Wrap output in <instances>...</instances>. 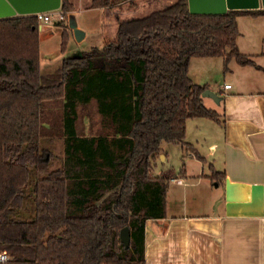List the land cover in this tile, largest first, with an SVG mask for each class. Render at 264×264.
<instances>
[{
	"label": "trees",
	"instance_id": "16d2710c",
	"mask_svg": "<svg viewBox=\"0 0 264 264\" xmlns=\"http://www.w3.org/2000/svg\"><path fill=\"white\" fill-rule=\"evenodd\" d=\"M120 1L91 0L90 8ZM75 9L62 0L66 23ZM248 14L264 10L192 14L188 0H175L142 17L116 16L115 39L49 74L41 21L0 19V253L9 257L0 264H145L146 223L167 216L169 179L153 174L162 145H184L190 119L224 124L204 104L209 86L189 75L192 58L264 72L238 46V17ZM61 36L64 52L66 29ZM93 104L102 131L80 134L79 110ZM28 200L32 220L21 218Z\"/></svg>",
	"mask_w": 264,
	"mask_h": 264
},
{
	"label": "crops",
	"instance_id": "0c3cea01",
	"mask_svg": "<svg viewBox=\"0 0 264 264\" xmlns=\"http://www.w3.org/2000/svg\"><path fill=\"white\" fill-rule=\"evenodd\" d=\"M70 1L74 14L90 13L100 21L103 45L116 37V16L131 14L128 0L100 9L90 8L91 0L84 7L79 2L86 0ZM59 22L53 26L67 30L68 48L73 31ZM78 22L86 33L81 45L92 30ZM238 25L240 51L264 68V15H241ZM211 58H192L189 75L221 98L217 103L203 97L224 124L207 118L188 121L183 145L193 147L184 152L188 162L177 173L168 169L158 175L169 179L167 216L146 223L145 264H264V72L236 60L226 72L223 58ZM225 84L232 86L226 89ZM168 154L162 147L160 156L167 160ZM213 170L224 175L214 178Z\"/></svg>",
	"mask_w": 264,
	"mask_h": 264
},
{
	"label": "rangeland",
	"instance_id": "374dc122",
	"mask_svg": "<svg viewBox=\"0 0 264 264\" xmlns=\"http://www.w3.org/2000/svg\"><path fill=\"white\" fill-rule=\"evenodd\" d=\"M172 1L174 2L175 0H161V2H156L155 0H128V10H130L131 14L125 18L148 15L155 10L168 6ZM87 3L88 0L79 2L80 7H84ZM90 15V13L79 11L76 13L77 20L81 22L80 24L85 25L88 29L92 30V32L90 33L89 38L81 45H78L76 39H71L68 48L64 52L61 50V35L63 30L59 26H53V24L58 21V16H53L52 24L50 25L46 22L41 23V66L43 67V73L49 74L58 70L61 66L62 60L66 57L80 55L82 52L89 51L93 47H103L101 40L102 25H100V21L97 18H93ZM59 23L60 24L58 25H62L63 27L68 24L65 21ZM113 39L114 38H111L110 40ZM211 60L219 59L217 57H212ZM216 70L217 67H215V65L210 67L209 75L214 77L216 75ZM78 131L80 134L85 135L97 134L102 131L101 119L94 104L87 109L80 108ZM162 147L167 153H169L168 159L164 160L162 156H159L154 162L153 174L158 176L168 169L177 173L182 168L184 162H188L184 157V152L185 150L188 151V148L186 147V149H184L183 145L168 143L163 144ZM61 148L62 144L60 145V143H58L57 152H60ZM34 217L35 213L33 204L28 200L26 203V209L21 212V218L24 220H32Z\"/></svg>",
	"mask_w": 264,
	"mask_h": 264
},
{
	"label": "water",
	"instance_id": "95a60500",
	"mask_svg": "<svg viewBox=\"0 0 264 264\" xmlns=\"http://www.w3.org/2000/svg\"><path fill=\"white\" fill-rule=\"evenodd\" d=\"M61 6L62 0H0V19L57 11ZM188 6L192 14L218 15L233 10H264V0H188ZM68 26L73 31L75 39L81 42L86 33L79 27L76 14L69 18ZM203 97H210L217 103L221 101V98L210 89L203 92ZM120 236L126 247L132 244L129 227H124Z\"/></svg>",
	"mask_w": 264,
	"mask_h": 264
},
{
	"label": "built area",
	"instance_id": "2783aa9c",
	"mask_svg": "<svg viewBox=\"0 0 264 264\" xmlns=\"http://www.w3.org/2000/svg\"><path fill=\"white\" fill-rule=\"evenodd\" d=\"M58 16V21L63 22L65 20L64 14L61 11H50V12H43V13H36L34 16H36L41 23H51L53 20V16ZM231 84H225V88L229 89L231 88ZM8 255L6 253H0V261L4 262L8 260Z\"/></svg>",
	"mask_w": 264,
	"mask_h": 264
}]
</instances>
